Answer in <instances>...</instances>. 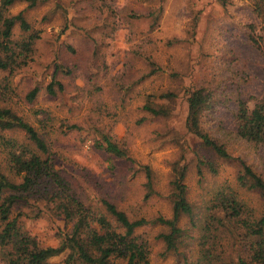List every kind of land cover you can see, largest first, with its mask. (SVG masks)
Wrapping results in <instances>:
<instances>
[{"label": "rangeland", "instance_id": "1", "mask_svg": "<svg viewBox=\"0 0 264 264\" xmlns=\"http://www.w3.org/2000/svg\"><path fill=\"white\" fill-rule=\"evenodd\" d=\"M19 13L40 38L25 67L12 75L0 72V109L36 130L69 194L93 211L105 214L106 200L130 220H146L135 235L148 243L149 264H238L244 259L243 230L217 222L218 198L233 194L245 218L264 215L259 193L238 183L242 164L264 179V142L249 144L235 134L237 101L253 107L264 98V55L249 39L253 25L264 45V0H40L32 7L16 1L7 15ZM28 34L16 25L12 39ZM51 81L61 83L62 92L54 86L56 95L49 96ZM190 87L210 94L201 128L231 158L217 157L186 131ZM34 88L37 95L29 101ZM167 93L175 97H160ZM149 102L167 115L144 111ZM104 135L132 162L97 149ZM0 137L33 148L21 130H0ZM199 160L212 170L204 165L199 174ZM183 163L192 213L181 216L178 227L184 232L176 249L166 251L158 235L168 230L154 221L171 218L175 168ZM1 176L22 182L2 144ZM10 193L0 194V204ZM58 203L42 191L30 194L12 206L10 220L42 247H56L72 228ZM10 255V246H0V264ZM64 257L52 262L64 264Z\"/></svg>", "mask_w": 264, "mask_h": 264}, {"label": "trees", "instance_id": "2", "mask_svg": "<svg viewBox=\"0 0 264 264\" xmlns=\"http://www.w3.org/2000/svg\"><path fill=\"white\" fill-rule=\"evenodd\" d=\"M16 1L29 2V6L32 7L40 0H0V72L7 71L9 75L27 65L35 42L40 38L39 32L31 30L21 13L15 16L7 15L8 8ZM16 25L22 31L29 32L25 39L19 41L12 39V30ZM249 29L251 43L264 55V45L256 36L254 26H250ZM54 86L59 92L63 90L61 83L51 81L46 86V93L49 96L56 95ZM37 92V88L31 90L27 94V100H34ZM186 93L187 114L184 121L186 131L200 141L199 146L209 149L217 157L231 158L225 146L201 128L203 115L209 111L212 104L210 94L197 87L188 88ZM160 97L173 99L175 94L167 93ZM143 110L153 116L167 115L164 108L154 107L151 102L144 105ZM235 120L237 138L254 145L264 142V98L253 107L239 99ZM15 129L25 133L33 148L0 137V144L7 150L11 169L15 174L22 175V182L18 185L10 183L5 177H0V194L5 190L11 192L0 204V221L3 226L0 231V246H10L11 250V255L5 259L4 264H58L52 260L62 255L65 256L64 264H149L148 243L135 235V230L146 226L148 222L144 219L130 220L123 211L106 200L102 201L105 214L84 206L76 197L69 194L64 176L56 168L54 158L46 156L47 145L36 130L10 110L0 109V130ZM95 147L115 158L132 162L126 151L105 135L101 142L95 143ZM204 165L212 170L210 163L199 160L197 164L199 174L201 166ZM242 168L243 173L238 177L239 185L256 190L264 200V179L249 166L242 164ZM185 173V163L176 166L171 192V218L159 217L154 221V224L168 230L167 233L158 235L165 244L166 251L176 249V242L184 232L178 227L181 216H191L192 213L191 205L185 197ZM41 191L52 201L59 199L56 208L72 225L71 231L56 247H42L34 237L20 230L16 219L10 220L11 208L16 202ZM218 209L219 224H236L243 230V239L248 251L247 256L238 264H264V215L259 218H245L242 205L233 194L220 195Z\"/></svg>", "mask_w": 264, "mask_h": 264}]
</instances>
